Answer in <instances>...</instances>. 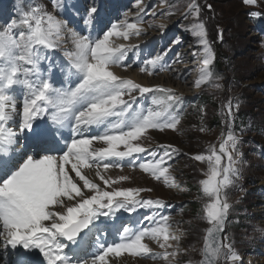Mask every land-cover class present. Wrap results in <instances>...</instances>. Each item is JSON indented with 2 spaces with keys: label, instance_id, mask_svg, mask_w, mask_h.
<instances>
[{
  "label": "snow or ice",
  "instance_id": "6c2138e0",
  "mask_svg": "<svg viewBox=\"0 0 264 264\" xmlns=\"http://www.w3.org/2000/svg\"><path fill=\"white\" fill-rule=\"evenodd\" d=\"M159 2L163 6L168 0ZM242 3L255 6L257 0ZM141 4L142 0H135L138 11L133 22L127 10L123 19L113 22L102 18L103 6L97 0H88L70 27L68 19L59 18V0H51V10L39 2L20 0L16 18L0 25V246L5 258L9 249L15 254L13 264H125L121 257L180 264L175 258L189 251L180 247L184 233L173 231L170 214L162 211L165 202L141 195L153 188H112L130 177L113 179L102 174L112 168L138 167L171 188L177 185L170 162L188 155L173 144L149 148L139 143L150 129L178 131L182 97L172 88L147 86L114 71L133 67L128 54L139 45L115 44L113 38L127 41L142 34L141 13H148ZM205 6L212 9L211 4ZM201 14L197 0H190L183 13L185 19L193 18L185 31H190L202 53L197 88L213 77L215 60ZM156 15L153 9L151 16ZM149 27L164 30L167 26L149 23ZM217 37L223 40V29ZM69 40L71 46L66 47ZM179 42L174 38L160 52L140 61L139 72L153 76L171 70L165 57ZM56 52L62 56L57 58ZM180 60L177 52L173 63ZM148 94L151 101L145 107ZM233 107L229 99L226 118L231 123ZM235 108L238 111V103ZM239 143L229 130L218 149L212 145L207 154L191 156L208 166L199 181L208 201L201 218L208 227L197 264H242L226 231L232 207L228 190L240 179ZM25 144L27 150H23ZM85 170H94L102 184ZM138 209L151 212L116 229V239L109 241L102 225L121 211L132 214ZM257 230L264 233V228ZM149 242L162 251H154ZM35 252L42 257L38 262L32 256Z\"/></svg>",
  "mask_w": 264,
  "mask_h": 264
},
{
  "label": "rangeland",
  "instance_id": "374dc122",
  "mask_svg": "<svg viewBox=\"0 0 264 264\" xmlns=\"http://www.w3.org/2000/svg\"><path fill=\"white\" fill-rule=\"evenodd\" d=\"M69 1L71 0L66 1L67 5ZM31 2L42 3L51 10V0H31ZM62 2L63 0H59L60 4ZM189 2L190 0H168L167 4L161 6L159 0H155L149 7L151 10H147L148 15L145 17V24L153 23L158 25L164 23L170 26L172 22H176L181 30L185 31V28L193 22V18L180 19L179 15L186 9ZM197 2L202 5L201 19L206 25L208 40L210 41L209 43H212L215 56L218 55L219 69H217L216 64L214 68L211 67L214 74L213 77L200 87L201 92L205 91L203 95L207 94L208 101L203 102L204 100H202L201 102L196 101L193 103L189 108L190 110L184 112L178 131L169 129L166 132H158L156 135L157 137L159 136L160 142H168L175 147L195 152L193 154H207V150L212 145H215L218 149L219 143L226 138L229 130L239 137L238 149L242 153L239 157L241 163L238 165L240 168V179L235 187L228 190V200L232 207L229 211L231 218L226 224V231L234 240L235 248L244 252L245 260L250 257L251 259L256 258L258 263L264 262V258L258 257L255 253V248H253V246L262 247L264 244V233L257 230L264 227V206L260 204L261 198L255 200L252 195L253 191H251L254 187L264 184V91L262 93L263 88L262 90L259 88V86L264 84V39L254 31L255 24L264 19V0H257V5L255 6H246L242 3V0H197ZM19 3L20 0H0V8L2 5H9L12 11L10 12V9H8L4 13V9L0 10V25L5 24L10 19H15L13 17L17 15L16 10ZM87 3L88 0L80 1V5L83 7ZM206 4H211L212 9L209 10L205 6ZM141 5L144 6L143 2ZM152 9H155L156 12L158 11L159 14L161 12H172L174 14L161 15L159 18L158 16L152 17L150 13ZM250 12H258L260 15L250 16ZM59 17L65 19L63 14ZM120 17L123 18L122 13ZM219 29H223L222 41L217 37ZM144 30L146 32H143L140 36L148 38L147 40L150 43L148 49L150 52L147 53H151L155 48L162 50L166 47L159 43L157 33L160 29L145 27ZM113 39L118 43L122 41L121 38ZM132 43V41H129L128 44ZM191 45L198 46L189 42L186 47L189 48ZM197 48L196 52H201L200 47L198 46ZM179 53L184 55L183 51H179ZM54 55L59 58L62 53L56 52ZM196 57L200 58V56ZM190 61L194 62L195 58L191 56ZM183 64H185V60ZM217 77L220 78L218 79ZM187 79L192 80L193 78ZM217 84L220 85L219 88L216 87ZM192 91L187 94L191 95L194 92H198ZM187 99L189 100L188 97ZM229 99H231L234 106L235 115L232 118L234 123L229 122L226 118V106ZM237 103L239 104L238 111L235 108ZM240 114L244 115L242 117L243 121L239 119ZM216 116L220 118L217 123L212 119V117L215 118ZM200 128L205 130L200 131ZM163 133H166V137ZM155 141L158 140L151 139L146 133L139 143L147 146ZM257 142L262 144L261 148L256 149ZM170 163H172L171 171L176 178L175 183L177 186L169 188L166 185L163 186L160 182H153L155 183L153 184L150 178H142L136 182L139 186H151L154 189L151 192L152 196H160L177 201L176 208L179 211H181L179 205L189 204L187 199L193 200V203L197 202L195 200H199V198L202 199L198 204L201 210L196 205L191 204L190 212L189 210H184V212L181 211L182 215L177 216L178 222L181 223H179L176 230L178 233L183 232L185 234L180 240L182 241L180 247L189 249L187 253L182 252L180 254L185 256L187 264L189 260L196 264L200 257L199 250L204 230L207 226V222L201 217L204 204L208 202L207 199H204L199 181L205 178L204 173L207 171L208 166L206 163L193 161L185 155L178 156L174 162ZM185 179L186 185L184 184ZM189 179L194 187H191ZM186 186L191 191H188ZM193 189L196 190L192 191ZM245 190L248 192L245 193ZM185 208L188 209L189 205ZM237 216H239L238 219ZM261 220H263V225ZM192 249H196V251H192ZM221 264H224V262L222 261Z\"/></svg>",
  "mask_w": 264,
  "mask_h": 264
},
{
  "label": "bare ground",
  "instance_id": "6f19581e",
  "mask_svg": "<svg viewBox=\"0 0 264 264\" xmlns=\"http://www.w3.org/2000/svg\"><path fill=\"white\" fill-rule=\"evenodd\" d=\"M80 1L81 0H71L68 2V5H66V10H60V11H57L58 13L60 14H63L65 16L66 19H68L70 21V24L69 26L72 27L73 25H75L76 21L78 20V16L76 15L77 11L78 10H82L84 7L80 5ZM141 7H143L142 5H140ZM125 8V11L127 10L128 11V20L129 22H133L136 18V13L138 11V8L135 6V2L132 3H129L128 4V9L127 7H124ZM132 11H135L134 14L132 13ZM106 12V10L104 9L103 13ZM106 17V14L103 15L102 18L105 19ZM117 17L118 15L116 16H108L106 17L107 18H111L113 20V22H115L117 20ZM60 18V17H59ZM119 19H123L121 17H118ZM167 26V24H166ZM143 28V32H146V30H144L145 27H142ZM142 32V33H143ZM135 37V38H133ZM138 37H140V39H137ZM131 36L127 41L123 40L121 42L127 44V46H130L132 44H140L143 51L145 52H150L149 51V41L147 40L148 38H144L142 36ZM129 41H132L133 43L132 44H128ZM135 42V43H134ZM66 47H70L71 46V42L70 40L68 41V43L65 45ZM181 56H183L181 53H180ZM176 59V57L174 56L173 57V61ZM185 60V64H187V61H186V57L185 55L182 57V61L184 62ZM180 67V70H181V66L179 65ZM178 69L176 70H169V71H165V72H162L158 77L157 79H153L152 76H148L146 74H137L135 71H129L130 72V76L136 80L137 82L139 83H142L144 85H151V84H155V83H163V84H166V85H169V86H173L175 89H177L178 91H188L186 93H189V85H188V79H186V77H184V75H181L180 78H181V81L178 79V75L179 73H177ZM117 74H119L116 70H114ZM126 72L124 71V74ZM194 88L195 85L193 86ZM156 134V133H154ZM154 248H155V244L154 243H151L149 242ZM121 259H124L125 260V264H133L131 262H136L137 264H150V262L148 260H139V259H134V258H131L130 261H127L129 259V257H121Z\"/></svg>",
  "mask_w": 264,
  "mask_h": 264
},
{
  "label": "water",
  "instance_id": "95a60500",
  "mask_svg": "<svg viewBox=\"0 0 264 264\" xmlns=\"http://www.w3.org/2000/svg\"><path fill=\"white\" fill-rule=\"evenodd\" d=\"M201 258H202V257H201ZM201 258H200V259H201Z\"/></svg>",
  "mask_w": 264,
  "mask_h": 264
}]
</instances>
